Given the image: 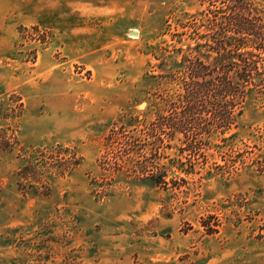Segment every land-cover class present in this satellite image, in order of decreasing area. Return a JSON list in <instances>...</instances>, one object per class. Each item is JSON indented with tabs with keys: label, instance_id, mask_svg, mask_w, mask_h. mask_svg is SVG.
<instances>
[{
	"label": "rangeland",
	"instance_id": "374dc122",
	"mask_svg": "<svg viewBox=\"0 0 264 264\" xmlns=\"http://www.w3.org/2000/svg\"><path fill=\"white\" fill-rule=\"evenodd\" d=\"M228 4L0 0V264H264V93L230 130L160 126V55Z\"/></svg>",
	"mask_w": 264,
	"mask_h": 264
},
{
	"label": "trees",
	"instance_id": "16d2710c",
	"mask_svg": "<svg viewBox=\"0 0 264 264\" xmlns=\"http://www.w3.org/2000/svg\"><path fill=\"white\" fill-rule=\"evenodd\" d=\"M241 3L229 0V11L223 14L222 8L212 10L210 24L206 26L209 32L200 35L197 45L189 47L186 53L182 47L175 48L178 55L182 53L181 60H175L176 71L164 68L172 57L166 54L168 50H163L160 55L162 74L158 77L166 83L170 80L177 83L176 90H168L165 99L168 100V93H171L184 105L177 121L166 120L160 124L168 131L166 133L182 134L185 138L188 136L187 127L193 126V123L205 135H211L218 125L230 130L233 124L237 126L249 100L257 92L264 93L263 12H254L247 4ZM151 76L156 78V75ZM203 108H207L206 111L212 108L214 114L211 121L216 122L201 125L197 121L196 114ZM189 141L187 146L193 147L197 143L196 140ZM153 176L150 175V178Z\"/></svg>",
	"mask_w": 264,
	"mask_h": 264
},
{
	"label": "water",
	"instance_id": "95a60500",
	"mask_svg": "<svg viewBox=\"0 0 264 264\" xmlns=\"http://www.w3.org/2000/svg\"><path fill=\"white\" fill-rule=\"evenodd\" d=\"M133 33V32H132ZM134 34V33H133Z\"/></svg>",
	"mask_w": 264,
	"mask_h": 264
}]
</instances>
